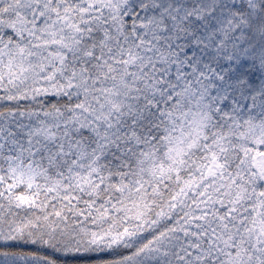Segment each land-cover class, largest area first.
<instances>
[{"label": "snow or ice", "instance_id": "snow-or-ice-1", "mask_svg": "<svg viewBox=\"0 0 264 264\" xmlns=\"http://www.w3.org/2000/svg\"><path fill=\"white\" fill-rule=\"evenodd\" d=\"M0 264H264V0H0Z\"/></svg>", "mask_w": 264, "mask_h": 264}]
</instances>
